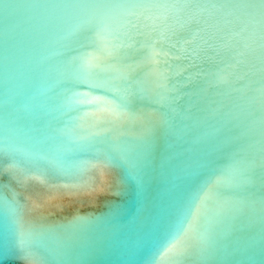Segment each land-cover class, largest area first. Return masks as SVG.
<instances>
[{
  "label": "snow or ice",
  "instance_id": "obj_1",
  "mask_svg": "<svg viewBox=\"0 0 264 264\" xmlns=\"http://www.w3.org/2000/svg\"><path fill=\"white\" fill-rule=\"evenodd\" d=\"M11 7L5 5L6 10ZM28 7L37 11L31 44L50 46L55 56L35 61L31 80H51L59 89L54 99L60 108L71 111L74 105L88 104L105 114L95 132L74 137L72 147L53 156L49 166L70 178L63 152L87 150L92 166L124 167L142 186L155 130L164 127L180 140L195 129V135L183 140L190 147L176 153L188 155L174 168L178 182L153 224L158 241L143 264H160L161 249L172 252L169 264H182L193 250L202 259L215 257L217 264H264V0H45ZM141 17L149 23L141 24ZM129 30L146 36L141 47L150 50L146 60L153 65V89L145 88L144 81L133 77L132 65L124 63ZM178 30H185L188 38L173 39ZM152 33L168 43L167 51L153 50ZM10 35L16 34L6 17L3 88L9 108L21 68L20 48L9 49ZM93 45L108 52L107 60L94 58ZM158 55L166 59L160 61ZM168 58L187 61L182 71L196 69L188 72L185 84L201 78L207 87H217L229 85L235 76L255 85L252 95L232 99L230 93L237 90L230 88L217 93L220 99L208 101L202 116L194 117L190 109L179 113L191 123L175 129L179 88L171 81L178 73ZM204 64L210 67H198ZM82 87L88 91L80 92ZM11 117L8 111L4 146L15 153L20 149L14 146L17 128ZM129 124L138 125V131H124ZM228 125L239 131L221 135ZM30 163L38 166L39 161ZM254 166L260 169L261 183L255 199L248 192ZM46 172L40 170L41 175ZM7 206L17 242L31 264H50L52 252L44 240L52 226L26 221L15 194ZM246 207L252 214L247 224L238 223ZM246 229L252 234L226 239L228 233ZM54 254L59 258L62 252L57 249Z\"/></svg>",
  "mask_w": 264,
  "mask_h": 264
},
{
  "label": "water",
  "instance_id": "obj_2",
  "mask_svg": "<svg viewBox=\"0 0 264 264\" xmlns=\"http://www.w3.org/2000/svg\"><path fill=\"white\" fill-rule=\"evenodd\" d=\"M43 2L45 0H0V264H31L26 249L18 244L10 223L7 201L14 194L24 206L22 214L26 221L52 226L44 240V245L52 252L50 264H57L58 259L63 264H143L158 241L153 224L178 182L174 168L188 155L184 153L177 156L176 153L190 147L183 140L195 135L197 130L187 131L180 140L170 135L164 127L155 130L151 165L143 177L142 186L124 167L92 166L94 162H91L87 150L63 152L62 158L70 166V178L51 168L48 161L64 149L71 148L70 141L74 137L95 132L105 114L96 106L88 104L74 105L71 111L60 108V102L54 99L59 89L51 80H31L30 69L34 67L35 61L41 57L55 59L50 46L36 47L30 40L34 34L33 18L37 16V11L28 6ZM6 4L13 7L6 10ZM6 17L10 18L16 34L9 36V49L20 48L21 64L11 108L5 104L3 88ZM140 23L148 24L149 21L141 17ZM144 31L147 32L146 29ZM126 36L127 47L122 50V55L126 57L124 63L132 65L133 77L144 81L145 88L153 89L155 78L149 75L153 65L146 60L150 50L141 47L146 36L136 35L130 30L126 31ZM187 38L185 30H178L173 37ZM151 41H155L153 50L156 52L169 48L168 43L155 33L151 34ZM93 49L94 58L107 60L106 50H96L95 45ZM155 58L160 61L166 59L162 55ZM168 59L173 71L178 73L171 81L179 88V98L176 100L178 115L173 122L175 129H183L184 124L191 123L179 115L185 109H190L194 117L202 116L208 101L220 99L217 93L229 88L236 89L230 93V97L235 99L251 96V89L255 87L249 85L246 78L237 79L235 76L230 78L229 85L217 87H207L201 78H193L185 84L188 72H195L196 69L182 71L187 61ZM198 67L209 68L210 65ZM79 91L84 93L88 89L82 87ZM8 111H12L11 119L17 128L14 146L20 151L15 153L6 151L4 146L3 130ZM138 128V125L129 124L123 130L135 132ZM238 131L228 125L221 129V135ZM31 160H38V166L30 163ZM41 169H47L46 174L41 175ZM249 175L248 192L255 199L261 194L260 169L254 166ZM251 214V208L246 207L238 217V223L247 224ZM251 234V230L246 229L244 233H228L226 239H232L233 235ZM69 240L71 244H67ZM57 249L62 252L59 258L54 254ZM157 256L160 264H169L172 252L161 249ZM182 264H217V259H202L193 250Z\"/></svg>",
  "mask_w": 264,
  "mask_h": 264
}]
</instances>
